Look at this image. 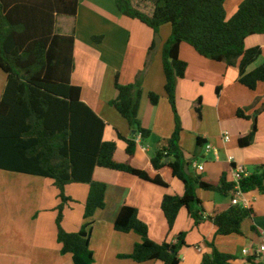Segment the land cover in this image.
<instances>
[{
	"label": "trees",
	"instance_id": "1",
	"mask_svg": "<svg viewBox=\"0 0 264 264\" xmlns=\"http://www.w3.org/2000/svg\"><path fill=\"white\" fill-rule=\"evenodd\" d=\"M151 1L152 12L145 13L134 6L132 0H115L123 16L140 21L152 29L155 36L165 25L172 29L162 50V64L175 130L167 146L152 156L151 171H148L115 160L117 143L103 140L105 122L82 102L81 88L71 83L75 38L60 35L57 25L61 17L77 16L80 0H0V70L7 77L0 101V170L53 181L62 201L57 209V241L62 246L61 253L71 255L74 264H94L90 247L93 218L97 211L105 209L108 188L105 183L94 181L96 168L128 174L163 188L169 187L161 175L163 171L168 170L172 178L180 180L185 189L183 196L165 195L161 205L169 232L180 211L186 209L196 227L210 221L217 236H241L243 223L252 218L254 211L235 203L223 213L205 217L197 191L232 196L234 201L238 193L258 191L264 195V165L251 175L243 176L238 183L222 176L218 185L206 183L200 176L192 177L186 171L188 164L180 145L183 127L176 105L178 83L185 78L188 67L180 59L183 43L206 59L236 68L239 83L251 91L264 83V62L251 69L262 57L263 49L246 47L249 37L264 35V0H244L230 18L225 10L228 0ZM92 39L100 44L104 38L94 36ZM115 89L118 96L109 104L136 133L133 139L118 135L126 143L127 156L132 158L137 150V136L146 142L152 135L139 119L142 78L139 76L134 84L122 85L117 75ZM149 100L151 105L157 106L160 97L152 92ZM196 113L202 120L200 99ZM237 117L252 119L244 110H238ZM253 119L252 131L238 139L240 147L250 146L257 133V116ZM197 142L202 144L200 138ZM72 184L90 186L84 224L78 233H69L63 227L66 206L76 202L66 193ZM114 229L123 234L135 233L141 239L131 255L121 258L137 263H181L180 253L187 246L186 234L178 235L176 244L153 242L149 227L141 221L136 208L123 206ZM208 245L212 251L203 254L201 264H236L235 256L220 252L215 244ZM248 262L258 264L254 257Z\"/></svg>",
	"mask_w": 264,
	"mask_h": 264
},
{
	"label": "crops",
	"instance_id": "2",
	"mask_svg": "<svg viewBox=\"0 0 264 264\" xmlns=\"http://www.w3.org/2000/svg\"><path fill=\"white\" fill-rule=\"evenodd\" d=\"M57 29L60 35L75 38V69L71 83L81 88L82 102L105 122L103 140L117 143L115 160L151 171L152 156L167 146L175 130V117L165 93L162 64V50L172 29L161 28L155 36L153 30L140 21L123 16L115 0H80L77 16L59 18ZM94 36L104 39L96 44L92 39ZM257 46L263 49V55L251 69L264 62V35L246 40L248 49ZM180 59L188 67L185 78L178 83L176 105L183 127L180 145L189 174L215 185L220 183L222 176L234 182L233 172L237 168L244 169L245 176L251 175L257 167L264 165V83H260L255 91L245 88L239 83L236 68L202 57L187 43L181 45ZM1 75L0 101L7 84V77ZM117 75L122 85L134 84L139 76L142 78L139 119L143 127L152 132L146 142L137 136V150L132 158L127 156L126 143L118 135L133 139L136 133L109 104L118 96L115 89ZM152 92L160 97L157 106L150 103ZM199 99L202 101V120L196 113ZM238 110H244L252 119L238 118ZM254 116H257V133L250 146L240 147L238 139L252 131ZM225 133L230 136L229 142L223 140ZM198 138L202 140L201 145ZM206 145L217 150L218 159L214 152L206 154ZM195 164H203L204 171L196 169ZM161 175L168 188L128 174L95 169L94 181L105 183L108 188L106 207L97 211L93 218L90 247L94 264H163L160 261L137 263L121 258L131 255L134 246L141 242L135 233L123 234L114 229L117 216L125 205L139 211V218L148 225L149 237L155 243L176 244L178 235L186 234L187 246L180 253V264H201L203 254L212 251L208 244L213 239L220 252L237 258L236 264H250V257L244 256L243 250L256 249L264 233V195L254 191L235 196L236 203L254 211L252 218L243 223L241 236H217L210 221L196 227L186 209L180 211L169 232L161 208L163 198L165 195L183 196L185 189L168 170ZM66 190L77 204L69 202L66 206L63 227L69 233H78L84 224V204L90 186L72 184ZM197 194L206 211L205 217L223 213L235 204L232 196L204 190H198ZM59 204V191L52 180L0 170V264H74L71 255L61 253L62 246L57 241ZM258 264L262 263L258 261Z\"/></svg>",
	"mask_w": 264,
	"mask_h": 264
},
{
	"label": "built area",
	"instance_id": "3",
	"mask_svg": "<svg viewBox=\"0 0 264 264\" xmlns=\"http://www.w3.org/2000/svg\"><path fill=\"white\" fill-rule=\"evenodd\" d=\"M139 137L141 138V136H139ZM223 140L225 142H229L230 141V136H229L228 133L224 134ZM205 152H206V154H210V153L214 152L215 153V158L216 159L219 158L217 150L212 145H206L205 146ZM229 161L232 162L233 158L230 157ZM194 166L199 171H204V165L203 164H195ZM244 173H245V171L242 168L235 169L234 172H233L234 182L238 183L241 180V178L243 176H245ZM240 195H242V193H238L237 194V196H240ZM234 203H236V200L234 201ZM243 255L244 256H249V257H254L258 261H260L262 264H264V233L260 237V241H259L258 247L256 249H253V251L247 250V249L243 250Z\"/></svg>",
	"mask_w": 264,
	"mask_h": 264
},
{
	"label": "rangeland",
	"instance_id": "4",
	"mask_svg": "<svg viewBox=\"0 0 264 264\" xmlns=\"http://www.w3.org/2000/svg\"><path fill=\"white\" fill-rule=\"evenodd\" d=\"M132 1H133L134 5L136 7H138L141 11H143L145 13H151L152 10H153V3H152L151 0H132ZM243 1L244 0H228L225 3V10H226V13L228 14V18H230L237 11V8L239 7V5ZM165 27H166V29H170L171 30V26L170 25H165L164 27H162V29L165 28ZM0 73L2 74L3 72L0 70ZM61 203H62V201L60 200L59 206L61 205ZM74 203L77 204V202H74ZM84 206H85V204H84ZM211 244H214V239L212 240Z\"/></svg>",
	"mask_w": 264,
	"mask_h": 264
},
{
	"label": "water",
	"instance_id": "5",
	"mask_svg": "<svg viewBox=\"0 0 264 264\" xmlns=\"http://www.w3.org/2000/svg\"><path fill=\"white\" fill-rule=\"evenodd\" d=\"M169 162V160H166V163H168ZM188 166H186V171L188 172Z\"/></svg>",
	"mask_w": 264,
	"mask_h": 264
}]
</instances>
